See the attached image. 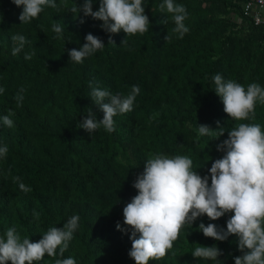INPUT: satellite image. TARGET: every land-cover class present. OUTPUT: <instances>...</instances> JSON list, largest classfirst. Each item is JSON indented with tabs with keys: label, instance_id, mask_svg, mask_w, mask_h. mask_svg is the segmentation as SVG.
<instances>
[{
	"label": "trees",
	"instance_id": "16d2710c",
	"mask_svg": "<svg viewBox=\"0 0 264 264\" xmlns=\"http://www.w3.org/2000/svg\"><path fill=\"white\" fill-rule=\"evenodd\" d=\"M244 1L174 0L188 13L184 23L189 31L180 39L173 32L172 14L159 8L163 0H143L149 31L127 37L122 30L106 33L101 21L83 12L74 18L68 10L84 0H56L59 12L46 7L27 24L18 19L22 7L0 0V88L5 89L0 117L7 115L14 124L9 128L0 120V145L8 148L0 158V236L15 227L21 238L38 242L50 228L79 215L68 249L56 258L135 264L128 255L130 232L122 233L116 224L124 227L122 209L137 194L132 185L144 162L156 153L184 155L194 171L208 175L212 162L224 155L217 145L228 131L239 123L264 130V104L257 102L254 119L235 121L214 92L217 73L245 88L253 82L264 88V23L255 24L244 14ZM98 7L94 0L93 11ZM54 22L64 26L63 39L52 31ZM89 33L104 42L103 50L80 64L69 60L68 51L78 50ZM16 34L28 43L13 56L11 37ZM166 35L171 39L165 41ZM29 52L35 54L26 60ZM90 82L112 94L140 88L132 111L113 118L112 133L101 127L89 136L79 127L88 108L103 118L91 100ZM21 88L24 99L17 107L14 97ZM217 121L224 135L199 136V125L215 132ZM13 177L31 191H22ZM231 215L216 221L198 218L164 258L149 264H217L191 255L197 246L213 245L223 253L220 264H234V257L243 255L235 236L215 241L198 229L201 222L226 229ZM54 260L46 255L39 264Z\"/></svg>",
	"mask_w": 264,
	"mask_h": 264
},
{
	"label": "clouds",
	"instance_id": "9594fccd",
	"mask_svg": "<svg viewBox=\"0 0 264 264\" xmlns=\"http://www.w3.org/2000/svg\"><path fill=\"white\" fill-rule=\"evenodd\" d=\"M12 3L22 7L18 19L24 24L38 18L46 7L60 10L56 0H12ZM93 3L94 0H84L80 7L74 4L68 11L74 18L83 12L85 17L101 21L102 30L110 34L122 30L127 37L149 31L150 21L145 15L143 0H99L96 11H93ZM159 8L172 14L173 32L182 39L189 31L184 23L188 16L185 6L174 0H163ZM52 31L57 39H63L65 28L60 22L52 24ZM11 39L16 45L12 49L15 56L28 41L21 34L13 35ZM84 39L78 50L68 51L69 60L77 64L105 47L104 42L91 33ZM164 39L171 37L166 35ZM34 54L26 53L24 58L30 60ZM212 79L214 92L221 98L228 118L235 121L254 119L257 102L264 104V88L255 82L245 88L233 80L225 81L219 73ZM89 87L92 89L91 100L99 107L103 118L98 120L88 108L79 127L89 136L101 127L108 133L114 132L113 118L132 111L139 86L133 85L127 95L112 94L93 86L92 82ZM4 91L0 88V94ZM24 91L21 88L14 97L17 107L22 106ZM0 120L9 128L14 126L7 115ZM216 129L218 131L214 132L208 125H199L198 134L214 135L215 138L224 135L219 121ZM217 151L224 155L212 162L208 175L204 176L193 170V161L184 155L169 157L156 153L144 162L142 173L132 185L137 194L122 209L124 227L119 222L116 224L122 233L130 232L128 255L135 264H149L150 260L164 258L173 249L182 230L191 227L198 218L206 216L210 221H216L226 213H232L226 229L214 223L205 226L201 222L199 231L205 237L221 242L235 236L238 250L243 255L234 257V264H264V130L259 124L239 123L227 132V139L217 145ZM7 152V146L0 145V158ZM19 180V177H13V182ZM19 188L25 193L31 191L22 182H19ZM79 221L80 216L73 215L63 227L50 228L38 242H30L27 236L21 238L15 227L9 228L4 236H0V264H39L46 255L55 258L54 264H76L72 257H56H63ZM222 254L215 245L197 246L191 253L194 258L216 261L217 264H220L218 257Z\"/></svg>",
	"mask_w": 264,
	"mask_h": 264
},
{
	"label": "built area",
	"instance_id": "2783aa9c",
	"mask_svg": "<svg viewBox=\"0 0 264 264\" xmlns=\"http://www.w3.org/2000/svg\"><path fill=\"white\" fill-rule=\"evenodd\" d=\"M243 12L250 15L255 24L264 23V0H245Z\"/></svg>",
	"mask_w": 264,
	"mask_h": 264
}]
</instances>
